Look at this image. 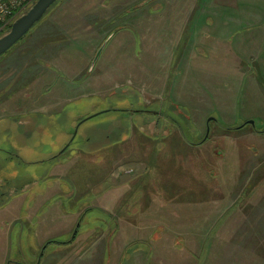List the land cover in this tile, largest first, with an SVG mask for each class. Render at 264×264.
I'll return each instance as SVG.
<instances>
[{"label":"rangeland","instance_id":"rangeland-1","mask_svg":"<svg viewBox=\"0 0 264 264\" xmlns=\"http://www.w3.org/2000/svg\"><path fill=\"white\" fill-rule=\"evenodd\" d=\"M19 1L24 3V0ZM185 1L188 8L180 14L186 19L189 0H58L23 39L0 57V186L3 181H10L13 187L21 189L27 184L25 192L19 196L12 197L11 192L17 190L10 189L11 192L7 190L10 195L0 199V264H6L7 254L21 262L36 264L37 259L29 255L27 248L30 245L35 248L38 243L42 245L45 242L40 264H91L96 257V247L100 245L94 239L105 235L107 229L105 234L92 233L90 225L93 219L88 213L76 238L72 239L74 227L82 216L81 209L85 207L84 203L96 197L100 204L98 208H101L96 211L100 215L112 217L121 214L119 206L125 193L119 194L121 187L111 188L118 186L109 179V175L115 172L118 178L121 171L131 166H134L135 173L123 178L128 182L126 188H139V185L152 188V184L157 183L160 192L152 197V202H148L151 198L148 196L146 200L131 205V209L140 206L138 212L132 210L138 223L118 218L122 227L112 239L114 257L116 246L122 251L120 254L132 255L139 247L147 251L150 244L140 245L139 241L145 244L153 241L157 230L154 218L157 216L160 224L171 223V228L163 229V234L174 238L181 236L184 241L183 247L179 250L172 248L171 254L162 249V253L171 257L163 264H235L237 261L256 264L251 260H227L229 256L249 254L243 253L242 245L229 242L233 238L228 223L234 220L236 207L228 208L239 202L243 205L251 203L250 174L255 170L264 171V43L259 51L251 44L264 41V0H226L234 12L236 4L240 3L242 12L235 15L228 10L221 15H212L210 31L225 35L220 38L223 41L210 43L215 44L211 45L212 54L225 56L218 64L226 74L227 101L221 96L223 100L221 102L220 98V103L224 107L220 103L217 107L211 104L210 112H216V119L209 116L200 124L202 119L198 117L197 123L190 126L184 124L181 117L183 130L179 126V133L163 138L165 141L197 142L199 137L192 129L197 126L203 129L209 118L218 120L219 124L212 122L209 139L198 150L192 165L176 158L173 151L169 158L163 157L161 164L146 165L147 173L154 175L143 183L144 176L141 178L139 172L144 166L138 162L147 163L148 157L154 156L148 152L155 140L139 131L138 113L130 111L129 121L113 125L109 130L108 144L103 140L105 130L109 128L105 120L112 117L111 114L93 116L107 106L118 109L128 106L129 110L136 111L137 93L131 92L125 97L120 93L106 96V87L96 84L98 72L104 65L103 58L111 56L106 63L111 69L116 63L115 58L136 59L139 53L135 48L134 55L132 49L139 45L138 23L141 17L146 18L148 25L156 19L160 22L161 15H171L180 2L184 8ZM36 2L29 0L20 11L5 17L0 38ZM208 4L205 12L201 8L202 0L200 5L195 4L196 28L200 20L206 18L202 15H206ZM169 26L175 32L170 21ZM146 28L148 30L149 26ZM162 28H166V23ZM155 38L161 40V37H155L154 31H148L145 44L150 46ZM238 42L242 49L235 47ZM196 43H202V40H196ZM104 44L102 54L94 62ZM118 45H124L126 50L121 48L118 52ZM237 53L241 56L237 57ZM141 56L142 60H148L144 53ZM126 62L128 67L132 66V62ZM196 76L194 74V78ZM76 77L78 79L73 81ZM87 78L90 82L84 85ZM80 79L82 82H77ZM46 82L56 84L49 93V98L54 101L52 110L55 107L56 114H49L39 104L29 107L24 115L6 113L16 110L15 106L23 103L21 100L35 98ZM70 82L73 90L68 89L65 97V93L62 98L54 94L60 86L63 88ZM75 82L79 86H74ZM121 101L125 102L122 104ZM79 118L85 120L79 121ZM251 121L257 130L248 124ZM205 131L208 127L204 129L203 136ZM214 148L223 151V157L212 154ZM90 154L98 157L97 162ZM197 171L200 174L197 175ZM209 172H216V177H208ZM205 179L209 184L204 183ZM205 187L209 188L199 193L196 191ZM234 189L238 190L237 195L241 193V201L235 195L228 200L227 191ZM3 192L6 193L5 188ZM90 192L93 196L81 198ZM26 199L28 204L23 206ZM152 206L157 209L156 216ZM151 215L152 225L149 221ZM224 220L226 224L222 227ZM92 241L95 245L91 244ZM250 246L247 244L243 248Z\"/></svg>","mask_w":264,"mask_h":264},{"label":"crops","instance_id":"crops-1","mask_svg":"<svg viewBox=\"0 0 264 264\" xmlns=\"http://www.w3.org/2000/svg\"><path fill=\"white\" fill-rule=\"evenodd\" d=\"M197 3L198 5H200L201 0L188 1L189 12L187 13L188 16L186 19H184L180 14L182 11H185V8H188L186 1L184 2V5L186 4L184 8H182V4L180 2V5H178V9L176 11H172L171 15H161L162 21L160 22L156 19L153 24L148 25L146 24V18L141 17L138 23L139 45H136L132 49L134 55L136 52L135 48L139 53L137 54V56H135L137 61L136 59L130 60L129 58L125 60V58L123 59L124 56H122V59L115 58L116 63L111 69L108 68L106 64L107 60H111V56L106 55L103 58L104 65L101 66V69L98 72L96 84L98 85V87L101 85L106 87V96H115V94L120 93V96L124 94L125 97L126 94L131 92H135L138 95L137 106H135L137 107V109L131 108L135 109L136 111L129 110L128 106H125V108L121 109L113 108L114 106H112V108L110 106H107L105 110L97 112L93 115L98 116L101 114H107L106 116H109L108 114H111L110 116L112 117H107L105 120V122L109 125V128L105 130L106 134L104 135V140L102 139L108 144L110 142L109 130L112 129L113 125L129 121L130 111L138 113L137 125L139 127V131L144 132L146 136L155 140L150 146L148 152L153 153L154 156L148 157L149 162L147 163L141 160H139L138 162L140 163V165H142V167L144 166L143 170L139 172L141 178L142 175L144 176L143 183L146 180H151V176L154 175L152 173H147L148 167H146V165L151 164L152 166H155L161 164L163 157L169 158L173 155V151L176 158L182 159L186 163H190V165H192L194 163V160L196 159L195 155L199 154L198 150L202 148L209 139L210 134L208 135V133L211 130L210 128L212 122H218L219 124L218 120L214 121L213 118H209L206 126L203 129L201 128V126H197L192 129L194 134L198 135L197 137H199V140H197V142H191L187 140L178 142L177 140L173 139L172 141H165V139L176 133H179V126L183 130L182 124L180 123L181 117L183 118V123L186 125L188 124L190 126H193V123H197L196 120L198 117L202 119L199 122L200 124H202L209 116H215V119L217 117L216 115H214V113L216 112H210L211 104L217 107L220 103L221 96L225 99V102L227 101V93L225 90L227 86L226 74L224 71H222L223 69H221L220 65L218 64L220 58H224L225 56L212 54L211 45L215 44L210 43L214 40L219 42L223 41L220 40V38H224L225 35H219L211 32L209 27L213 25L212 15H221V13H226L228 12V10L232 14L239 15V12H242V9H240L241 4H236L234 12V10L230 6H227L228 3L226 0H213L212 3L210 2V0H202L201 8H204V12L206 4H209L208 8L206 9V15H202L206 18L204 20H200L196 28V24L194 23V21L196 18L195 4ZM211 6H213V9ZM212 10L215 12H213ZM179 15H181V18L179 17ZM258 18L259 17L252 20H256ZM166 20H168V22H166ZM169 21L172 23V25L175 26V32L170 29ZM164 23H166V28H162V25ZM146 26H149L148 30ZM148 31H154L155 37L159 36L161 37V40L155 38V42L150 44V46L147 43L145 44ZM199 35L202 36L199 38ZM162 37H165V39L162 40ZM198 38L202 40V43H196V40H199ZM263 43L264 41H256L252 42L251 44L254 49H258L259 51ZM239 44L240 43L238 42L235 47L237 49H242ZM116 48H118V52L121 51V48L124 49L123 51L126 50L124 45H118L116 46ZM128 51L131 53L130 49ZM248 51H246L247 54L249 53ZM240 52H242V50H240ZM142 53H144L145 57H147L146 59H148L149 61L142 60ZM129 56L131 58V55ZM238 56L240 57L241 55L237 53V57ZM126 61H130V63L132 62V66L128 67ZM194 74L197 75L196 78H194ZM76 79H78V77L74 78L73 81ZM81 79L77 80V82H82ZM89 82V78H87L83 83L85 85L89 84ZM55 85L56 84H54V82H46L42 90L37 93V96L35 98L21 100V102L23 103L19 104V102V105L15 106L16 110L7 109L8 111H6V113L14 115L17 114L18 116L24 115L29 107L35 104H39L49 114H56L57 110L55 109V107L52 110L54 101L49 98V93L54 89ZM74 86H79V83L77 84L75 82ZM68 89L70 91L73 90L72 82L68 84L65 83V86H63V88L60 86L57 91L54 92V94L62 98L63 94L67 92ZM65 96L66 93L63 97ZM122 97L118 98H120L121 100H125V98ZM223 98H221V102ZM124 102L125 101H121L122 104ZM204 110L206 112H204ZM81 119L82 118H79V121ZM250 125L254 128V131L257 130V128L254 127V124ZM207 127L208 131H205L206 135L203 136V131L204 129L206 130ZM154 128L158 129L155 130ZM163 133L166 134L164 135ZM262 133H264V130L262 131ZM147 142L148 141H141V143ZM67 147L68 146H66L65 149ZM215 148L212 154L216 155L217 157H223L224 152H220L219 149ZM65 149L63 151H65ZM97 153L98 152L94 154ZM79 155L81 154L78 153V156ZM89 156L93 157V154H90ZM52 159L53 161L55 160L54 158ZM93 159H95V161L97 162L98 157H93ZM129 169H132L133 171L127 172L130 171ZM134 173V166H131L130 168H128V170L121 171L118 178H116L117 175L115 174V172H112L109 175L110 177L108 176L109 179H112L114 181V185L118 186H111V188L118 189L121 187L119 194L122 195L123 192L125 193L124 196H122L123 203L119 206L122 215L114 214L112 215V217L107 215H100L96 211V209L98 211L99 209H101L98 208L100 204L96 197L92 198L93 200H90L89 203L91 204L84 203L85 207H82L81 209L82 216H80L74 227V237H72V239L76 238L78 230L81 228L82 222L86 219L88 213L89 216H91V218L93 219L91 220L90 225L92 233L101 232L105 234L104 230L107 229L105 235H101L102 237H99L98 235L94 239V241L98 240L96 244L100 245L98 246V248L96 247V257H93V262L91 264H163L166 260H170L171 258L169 255L162 253L163 250L164 252L171 254V252L169 251L172 250V248L179 250L181 249V247H183L182 245H184V241L181 236H177L174 238L169 234H163V229L171 228V223H167L166 225H164L163 223L160 224L156 216L157 209L155 207L153 208L152 206V209L156 216L154 218V227L157 229L153 235V241L147 244H145V242L139 241L141 242L140 245L150 244L149 246H147V251L139 247L132 255L128 253L120 254L122 251L118 250V246H116L114 250L115 257L114 255H112V239L120 226L122 227L118 218H125L126 221L130 223H138L139 221H137L136 218H133V213L138 212L140 206H136L134 209H131V205L146 200L148 196L151 197L148 202H152L154 200L152 197H156V195H158V192H160L157 183L152 184V188H142L140 185L139 188H126L125 186H127L128 182H126L123 178L134 176ZM196 173L197 175L200 174L198 171ZM216 174V172H209L208 177H216ZM117 179H119L120 181H118ZM116 180L118 181L117 184H115ZM154 181L156 180L154 179ZM250 181L252 190L250 193L249 201L251 203L249 205H243L239 202L235 203L234 205L231 204L228 208L231 209L233 207H236L234 220L228 223L229 228L232 229L231 238H233V240H230L229 242L234 241L235 244L242 245V249L244 251L243 253L249 254L238 255L235 257L229 256L227 260H251L256 261V264H264V171H252L250 174ZM204 183L209 184V181L205 179ZM26 186H24L22 189L16 188L13 187L10 181H3L1 182L0 186V188H2L0 190V192H2L0 193V196L2 197L4 195H10V192L16 189V192H11V196L17 197L21 193L25 192L24 190L26 189ZM4 188L6 193L3 192ZM208 188L209 187H205L202 189L197 188L196 191L199 193L201 192V190L205 191V189ZM7 190H9L10 192ZM237 191V189L228 190V200H231V197L235 195L238 196L241 201L242 195L241 193L240 195H237ZM92 194L93 192L85 193L81 198H87ZM0 199L2 200L4 198L2 197ZM92 201L95 203H92ZM26 204H28V199H26L25 203H23V206H25ZM228 209L226 208L224 210V215ZM132 210H134V212ZM152 215L149 219L150 222ZM225 224L226 220H224L222 227H224ZM125 227L127 226L125 225ZM100 238H102V241L99 242ZM152 242H154L155 246H152ZM44 244L40 245L38 243L37 246L34 245L35 248H32L31 245L29 248H27V250L29 251V255L37 259L36 264L41 263L45 249L43 248ZM91 244L95 245V242L92 241ZM247 244L251 246L249 248H243V246ZM159 249H161V251ZM153 259L155 260V262H153ZM8 262L10 264H28L27 262H21L20 260L13 259L7 254L4 263L7 264ZM235 264L241 263L237 261Z\"/></svg>","mask_w":264,"mask_h":264},{"label":"water","instance_id":"water-1","mask_svg":"<svg viewBox=\"0 0 264 264\" xmlns=\"http://www.w3.org/2000/svg\"><path fill=\"white\" fill-rule=\"evenodd\" d=\"M57 1L58 0H37L27 13L18 18L12 24L10 31L0 38V57L12 49L21 39H23L34 28V26L43 19L49 9L55 5ZM105 46L106 45L104 44L98 50L97 55L94 58V62L99 59ZM91 117H88V119ZM84 120L85 119L82 121ZM250 124H254V122L251 121ZM7 264L10 263L8 262Z\"/></svg>","mask_w":264,"mask_h":264},{"label":"built area","instance_id":"built-area-1","mask_svg":"<svg viewBox=\"0 0 264 264\" xmlns=\"http://www.w3.org/2000/svg\"><path fill=\"white\" fill-rule=\"evenodd\" d=\"M29 0H24V3L19 0H0V33L5 27L3 20L5 17L13 15L16 11H20Z\"/></svg>","mask_w":264,"mask_h":264},{"label":"flooded vegetation","instance_id":"flooded-vegetation-1","mask_svg":"<svg viewBox=\"0 0 264 264\" xmlns=\"http://www.w3.org/2000/svg\"><path fill=\"white\" fill-rule=\"evenodd\" d=\"M130 171H127V172H132L133 170L132 169H129ZM0 198H1V196H0Z\"/></svg>","mask_w":264,"mask_h":264},{"label":"trees","instance_id":"trees-1","mask_svg":"<svg viewBox=\"0 0 264 264\" xmlns=\"http://www.w3.org/2000/svg\"><path fill=\"white\" fill-rule=\"evenodd\" d=\"M10 27H11V25H10ZM10 27H9V28H10ZM1 32H2V31H1ZM0 34H1V33H0Z\"/></svg>","mask_w":264,"mask_h":264}]
</instances>
